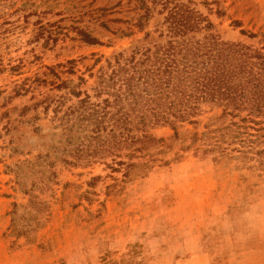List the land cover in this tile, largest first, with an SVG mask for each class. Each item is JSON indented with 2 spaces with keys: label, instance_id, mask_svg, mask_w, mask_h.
<instances>
[{
  "label": "rangeland",
  "instance_id": "rangeland-1",
  "mask_svg": "<svg viewBox=\"0 0 264 264\" xmlns=\"http://www.w3.org/2000/svg\"><path fill=\"white\" fill-rule=\"evenodd\" d=\"M191 2L222 41L263 47L264 0ZM132 8L131 0H0V264H188L196 249L210 264H264V156L219 158L176 142L131 179L112 172L113 157L75 159L59 118L76 100L45 82L55 73L93 97L116 55L168 40L166 12L156 7L140 32Z\"/></svg>",
  "mask_w": 264,
  "mask_h": 264
},
{
  "label": "trees",
  "instance_id": "trees-1",
  "mask_svg": "<svg viewBox=\"0 0 264 264\" xmlns=\"http://www.w3.org/2000/svg\"><path fill=\"white\" fill-rule=\"evenodd\" d=\"M180 1L131 0L136 15L131 29L145 30L160 7L158 14L166 12L168 40L116 55L107 64L109 74L100 75L93 97L55 73L56 81H43L54 90L66 89L76 100L59 118L66 141L76 145L75 159L89 163L113 157L112 172L122 171L123 178L131 179L135 169L155 164L176 142L183 151L219 158L249 150L264 156V40L260 50L222 41L191 0ZM200 32L205 34L197 38ZM80 35L87 44L101 45L85 32ZM62 103L57 102L55 116ZM161 127L172 131L166 140L152 135ZM142 159L144 164L135 162Z\"/></svg>",
  "mask_w": 264,
  "mask_h": 264
},
{
  "label": "crops",
  "instance_id": "crops-1",
  "mask_svg": "<svg viewBox=\"0 0 264 264\" xmlns=\"http://www.w3.org/2000/svg\"><path fill=\"white\" fill-rule=\"evenodd\" d=\"M188 259L186 260V263L188 264H210L209 258L207 255H203V253L200 250H194L192 255H188Z\"/></svg>",
  "mask_w": 264,
  "mask_h": 264
}]
</instances>
